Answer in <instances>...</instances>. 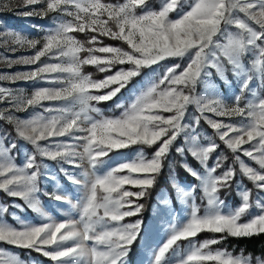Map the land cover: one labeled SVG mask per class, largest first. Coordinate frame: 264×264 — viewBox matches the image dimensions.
<instances>
[{
    "label": "snow or ice",
    "instance_id": "1",
    "mask_svg": "<svg viewBox=\"0 0 264 264\" xmlns=\"http://www.w3.org/2000/svg\"><path fill=\"white\" fill-rule=\"evenodd\" d=\"M23 5L32 8L24 16L54 13L53 26L39 39L0 31L6 50L33 51L16 58L0 55V62L9 68L36 65L0 74V81L51 86L28 95L0 85V122L8 126L0 128V192L11 201L0 204V242L40 253L53 264H127L142 221H121L142 212L138 201L150 194L166 164L173 169L174 150L192 178L187 184L172 182L187 219L178 223L173 216L166 240L146 246L141 264H264V256L214 247L228 238L264 234V0H159L158 7L152 0H23ZM105 37L127 47L104 44ZM170 59L177 62L169 65ZM86 65L104 78L93 79L83 71ZM145 69L153 73L147 86L127 104L115 103L123 109L119 116H105L97 105L119 99ZM213 75L233 89L228 97L217 90ZM56 101L63 103L44 104ZM37 107L42 111L18 115ZM18 140L32 146L20 163ZM137 145L153 149L151 155L140 147L131 158L123 157L121 150ZM113 152L121 153L122 162L101 174ZM45 161L56 162L67 181L82 189L75 203L61 194L59 184L51 193L42 189L43 182L57 180ZM233 185L236 206L220 196ZM197 192L206 202L202 212ZM41 195L70 205L79 218L52 219ZM167 199L160 194L158 211L172 216ZM24 205L46 222L17 218L14 226L3 219L12 208L24 211ZM202 232L214 235L197 241ZM182 240L187 246L181 247ZM0 264L27 262L0 248Z\"/></svg>",
    "mask_w": 264,
    "mask_h": 264
},
{
    "label": "rangeland",
    "instance_id": "2",
    "mask_svg": "<svg viewBox=\"0 0 264 264\" xmlns=\"http://www.w3.org/2000/svg\"><path fill=\"white\" fill-rule=\"evenodd\" d=\"M188 2L190 3L191 0H188ZM0 5H10L11 6V10L0 9V31H5V30L10 29L14 32L20 33V34L28 37L29 39H39L40 37H42L44 35V33L47 29H49L53 26V17L55 15L54 13H50L47 17H45L43 19L38 15L24 16L23 13L26 11H32V8L31 7H24L23 0H0ZM158 5H159V0L157 1V3L153 4L154 7H158ZM35 7L38 9L41 7V5H36ZM173 18H175L174 15H173ZM2 39L3 38H0V40H2ZM10 47H11V45H9V48ZM0 55H6V56H10L12 58H16L19 56L33 55V51L28 50L26 48H23V49L18 48L17 51L15 53H13L10 50H6L5 47L0 46ZM175 62H177V61L170 59L167 61V64L170 65V64L175 63ZM164 63L165 62L161 63L160 70H162ZM35 67H36V65H31V66L14 65L11 68H9L5 63L0 62V74L15 73L17 71H28L31 68H35ZM116 67L118 68L120 66L117 65ZM153 68H156V66H153ZM152 76H153V73L149 70L146 74L141 76L140 80L137 81L134 86L130 87L128 94L119 98L118 101H115V98H114L113 109L116 108L115 103H119L120 101H123L125 104H127L128 102H130V100L133 98L135 93H138L144 87L147 86V83L149 80L152 79ZM214 76L215 75H213V77ZM103 78L104 77H102L100 79H103ZM212 80L215 83L217 90L222 95H224L225 97H228L230 95V93L233 91L232 88H227L224 86V84H223L224 88L220 89L213 78H212ZM0 85L12 87L14 89H24L26 94H28V95L31 94V92L33 91L34 88L51 86L50 84L39 82V81H37V82L17 81L15 83H10L8 81H0ZM198 91L203 92L204 91L203 86H201L198 89ZM108 102L112 103L113 101H108ZM61 103H63V102L62 101L44 102L45 106H50V105L55 106V105H59ZM122 110H123L122 108L118 109L115 112L116 116H119ZM41 111H42V109L37 107L35 109H29L27 112L18 113V115H20L22 118H26V117L32 115L33 112H41ZM189 111L195 112L194 107L190 108ZM103 112H104L105 116H112L111 115L112 113L111 114L108 113L109 115H107L106 111H103ZM218 119H227V118H218ZM0 128H5V124H3V122H0ZM202 130L206 131L207 134L212 135V130L203 122H202ZM12 136H13V138H15L14 133H12ZM61 139H63V138H61ZM42 143H44V142H42ZM18 145H19V149L21 151V157L17 160V163H20L23 159V152L24 151H32V146L30 144H27L26 142H24L22 140H18ZM244 147H248V145H245ZM136 151H138V150H134L131 153H125L123 151L122 154H123V157L131 158L135 154ZM123 157H122L121 153H116L115 155L112 156V160L108 163V165L101 168L100 170L102 172H106L109 167L115 166L116 164L122 162ZM242 159H244L245 162L248 163L249 165L258 168V165H256L253 161L249 160V158L242 156ZM45 162L48 163L50 166L49 171L56 174L57 180L56 181L43 182L41 184L42 189L51 193L56 188L57 184H59L60 188L62 189L61 194L67 195L72 200V202L75 203L79 199V197L82 193V189H77L76 186L69 183L70 187H71V193H72V194H70L68 192V190L60 184V181H59L60 178H63L66 181H67V179L63 176L62 173L59 172V165H57L56 162H54V161H45ZM193 163H195V162H193ZM133 175H135V174H133ZM173 180L176 183H178L175 179L171 178V185H172ZM124 187L126 189H129V190H131L130 188H134L131 185H125ZM233 188H234V193H236V195H237L235 185L233 186ZM131 191H133V190H131ZM0 193L3 194L2 192H0ZM163 194L166 196L165 192H163ZM4 197L7 199L8 203H11V201L8 197H6L5 195H4ZM45 197L47 198L45 200L46 206H44L42 204V207L45 210V212H47L48 215L50 217H52V219L56 220L57 222H60V221H63L64 219L69 218V217L74 218V219L79 218L78 213L76 211L72 210L70 205L63 203V202L56 201L55 199H50L47 196H45ZM157 200H158V204L154 208V212H153L154 218L149 223V225L146 229V236L144 237L142 245H141L142 251L138 254V259L133 264H141V261L145 258L146 246H159L166 240L168 229L171 227V223L173 222V216L175 217V221L178 223H183L187 219V212L185 211V205L181 201H179L178 199H176V200L179 204V211L176 215L172 214V216H170L168 214V212H165L162 214L159 213L158 205H160V195H159ZM15 203H18V204L22 203L21 205H23V201H21V200L18 201V199L15 201ZM238 203H239V200H238ZM0 204H6V202L5 201L3 202L0 199ZM167 207L169 209H171V205L168 202V199H167ZM11 212H15L16 216L13 217L10 214ZM29 214H32L31 217ZM17 218L25 220L28 223H34V224L46 222L37 213L28 209L26 205H24V211H20L19 209L12 208L9 210V214H5L3 216V219L5 221H7L9 224H12L14 226H19L17 223ZM47 259L50 260L49 258H47ZM32 261H34V260L32 258H29V264H32L33 263ZM127 264H128V262H127Z\"/></svg>",
    "mask_w": 264,
    "mask_h": 264
},
{
    "label": "trees",
    "instance_id": "3",
    "mask_svg": "<svg viewBox=\"0 0 264 264\" xmlns=\"http://www.w3.org/2000/svg\"><path fill=\"white\" fill-rule=\"evenodd\" d=\"M157 1L158 0H152V3L153 4L157 3ZM111 2L115 3V2H117V0H111ZM73 35H75L76 38L81 40V41H85L87 39L86 35L83 33H73ZM102 39H103L104 44H108V45H112V46H123L125 48L127 47L126 45H124L120 41L110 40L106 37L102 38ZM81 55H86V53H82ZM83 71L85 73H90L92 75L93 79H100V78L105 76V73H100L94 66H91V65L84 66ZM148 71H149L148 69H145L139 77L134 78L133 81L129 84V86L126 89L122 90V93L120 94L119 98L128 94L130 87L134 86L136 84V82L140 80L141 76L146 74ZM213 79L217 83V85L220 89L224 88L223 84L219 80H217L215 76L213 77ZM115 101H118V99H115ZM113 103H114V101L112 103L111 102H102L98 105V107H100L103 111H106L107 115H109L108 113H110V114L112 113L111 114L112 116H116L115 112L118 109H116V108L113 109V106H114ZM5 127H8V126L5 125ZM8 130L11 131V128H8ZM181 141H182V138H181ZM140 147H144V151H145V154L147 156L151 155L153 149L147 148L146 146H139V145L132 146L126 150H121V153L123 151L125 153H131L134 150H139ZM222 150H224L223 146H222ZM224 151H226V150H224ZM116 153L117 152H113L110 155L113 156ZM229 155H230V153H229ZM169 160L172 161L174 170L170 169L167 164L165 165L162 174L158 177L157 183H156L155 187L150 191V194L147 197L140 199L138 201L139 203L144 205L142 212L136 216L125 217L124 220L121 221V223H135L137 220L142 221L141 231H140L139 237L133 243V245L130 248L128 256L125 258L127 260L128 264H133L135 261H137L138 254L142 251L141 245H142L144 237L146 236V229H147L149 223L154 218V214H153L154 208L158 204L157 199L161 193H163V192L166 193V196L168 198V202L171 205V209L172 208L175 209V212L173 214L176 215L178 213L179 204H178L176 197L174 195V189L171 185V178L175 179L180 184H187L189 181H192V178L180 167V162H181L182 158L178 154H176L174 150L171 153V155L169 156ZM189 160L191 161L190 157H189ZM229 162H231V161H229ZM100 172H101V174L103 173L101 170H100ZM238 179H242L243 185H245L247 188H249V189L253 188V185L250 181L246 180L245 178H241V177H238ZM59 181H60V184L62 186H64L70 194H72L69 182H67L63 178H60ZM130 189L133 191L137 190L136 188H130ZM196 196H197V203L200 204L201 212H202L205 202L200 200V193L199 192H197ZM220 196H221V199L226 200V202L231 206H236L238 204L239 197L236 195V193H234V188L232 189L231 192H221ZM40 198H41L42 204L44 206H46L45 200L47 198L43 195H41ZM0 199L3 202L5 201L6 204H8L7 199L1 193H0ZM18 201H20V200H18ZM29 215L31 217L32 214H29ZM213 235L214 234H212V233L202 232V233L198 234V236L195 239L197 241H203L205 239L211 238ZM215 235H219V234H215ZM179 243H180L181 247H185V246H187L188 241L182 240ZM214 247L227 248L229 251H232L235 254H239L241 252V250H243V252L245 254H251L253 257L264 256V234L254 235V236L249 237V238H228L222 244L214 246ZM0 248L6 249V250L10 251L11 253L18 255V257L21 260L26 261L27 264H29V258H32L34 260V261H32L33 262L32 264H53L52 261L43 257V255H41L40 253L31 251V250L17 248L14 246L4 244L2 242H0Z\"/></svg>",
    "mask_w": 264,
    "mask_h": 264
}]
</instances>
